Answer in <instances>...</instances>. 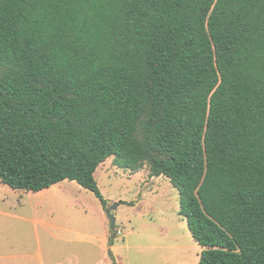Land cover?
<instances>
[{
	"label": "trees",
	"instance_id": "obj_1",
	"mask_svg": "<svg viewBox=\"0 0 264 264\" xmlns=\"http://www.w3.org/2000/svg\"><path fill=\"white\" fill-rule=\"evenodd\" d=\"M112 158L179 191L199 264H264V0H0V182L106 211Z\"/></svg>",
	"mask_w": 264,
	"mask_h": 264
},
{
	"label": "rangeland",
	"instance_id": "obj_2",
	"mask_svg": "<svg viewBox=\"0 0 264 264\" xmlns=\"http://www.w3.org/2000/svg\"><path fill=\"white\" fill-rule=\"evenodd\" d=\"M149 174L147 166L136 175L118 169L113 158L98 169L96 180L112 215L77 182L43 194L0 182V264H51V258H59L58 264H106L107 235L116 264H199L203 248L181 216L179 191L167 178ZM44 223L60 239L45 242Z\"/></svg>",
	"mask_w": 264,
	"mask_h": 264
},
{
	"label": "crops",
	"instance_id": "obj_3",
	"mask_svg": "<svg viewBox=\"0 0 264 264\" xmlns=\"http://www.w3.org/2000/svg\"><path fill=\"white\" fill-rule=\"evenodd\" d=\"M105 164V163H104ZM104 164L103 165H101L99 168H104ZM98 168V169H99ZM98 171V170H97ZM97 173V172H96ZM140 173V172H139ZM139 173H137V174H139ZM132 175H136V174H132ZM95 177H96V174H95ZM155 178H161V177H155ZM166 178V177H165ZM153 179V178H152ZM169 180V179H168ZM59 185V184H58ZM57 186V185H56ZM55 187V186H54ZM53 188V187H52ZM49 190V189H48ZM45 191H47V190H45ZM45 191H42V192H40L41 194H43ZM106 199V198H105ZM107 200V199H106ZM105 211V210H104ZM45 224V228H46V231L44 232V233H46L47 232V234L44 236V239L43 240H45V242H47V243H49V242H52V240L53 239H60V238H54V237H56L54 234H53V232H52V230H50V229H47V223H44ZM66 240V239H65ZM37 241H38V247H39V249H40V252L38 253V256L40 257V261L43 259V256H42V247H41V243H42V239H40V237L39 236H37ZM67 242H69V240H66ZM91 242H89V244H90ZM104 245H105V248L108 246V249H107V252H106V254L109 252V250H111L112 251V253H113V255H114V257H115V259H116V256H115V253L113 252V249L115 248L114 246H115V244H114V246H111L110 247V235H107L106 236V239H105V241H104ZM100 249L102 250V248L100 247ZM58 252H55V255L57 256V255H59V254H57ZM87 252H85V254H86ZM102 253V252H101ZM52 260H51V262H53L54 264H58L59 262V258H51ZM71 260V259H70ZM72 261V260H71ZM53 263H51V264H53ZM105 263L106 264H112L111 263V259H110V256L109 255H107L106 256V258H105ZM50 264V263H49Z\"/></svg>",
	"mask_w": 264,
	"mask_h": 264
},
{
	"label": "water",
	"instance_id": "obj_4",
	"mask_svg": "<svg viewBox=\"0 0 264 264\" xmlns=\"http://www.w3.org/2000/svg\"><path fill=\"white\" fill-rule=\"evenodd\" d=\"M107 212V214H110V215H112L113 213H114V211L113 210H111V209H108V210H106ZM112 217V216H111Z\"/></svg>",
	"mask_w": 264,
	"mask_h": 264
}]
</instances>
